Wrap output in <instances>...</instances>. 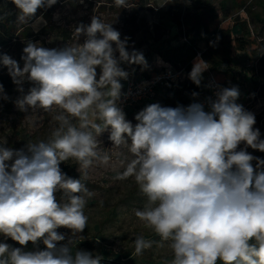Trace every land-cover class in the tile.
I'll list each match as a JSON object with an SVG mask.
<instances>
[{
    "label": "clouds",
    "instance_id": "1",
    "mask_svg": "<svg viewBox=\"0 0 264 264\" xmlns=\"http://www.w3.org/2000/svg\"><path fill=\"white\" fill-rule=\"evenodd\" d=\"M11 2L19 10L17 22L27 24L42 21L38 9L58 0ZM114 3L127 8V0ZM75 35L84 41L62 48L29 41L22 68L0 54V65L22 93L15 101L20 111L59 109L58 127L47 141L28 142L18 150L0 142V236L20 245L0 242V264H101L98 254L73 252V239L88 225L84 209L92 193L60 165L73 159L86 175L95 162L108 164L110 156L98 140L106 131L112 145L128 153L115 179L134 177L146 197L134 214L169 242L171 264H264V159L246 148L237 150L244 142L264 152V139L253 127L254 114L236 102L239 88L217 91L215 100L209 98V111L198 102L175 108L150 104L133 125L117 103L120 81L129 75L121 64L147 67L143 53L128 51L129 38L122 40L97 16L79 24ZM207 65L199 58L193 64L189 78L197 86ZM25 81L33 86L23 94ZM61 192L63 202L56 196ZM61 227L71 231L65 243L66 236L57 231ZM29 242L33 250H25ZM133 243L136 255H142L157 242L138 235Z\"/></svg>",
    "mask_w": 264,
    "mask_h": 264
},
{
    "label": "rangeland",
    "instance_id": "2",
    "mask_svg": "<svg viewBox=\"0 0 264 264\" xmlns=\"http://www.w3.org/2000/svg\"><path fill=\"white\" fill-rule=\"evenodd\" d=\"M167 1L135 2L129 0L127 8H121L115 5L114 0H58L50 8L38 9L36 15L42 16L43 20L38 23L34 20L28 30L27 24L17 22L19 10L16 6L14 4L9 6L7 0H0V25H2L3 17L10 14L12 28L7 34L13 35V38H9L4 32L7 46L0 48V54L9 55L22 68L23 49L29 41L49 49L82 43L85 37L81 36L78 41L75 28L81 23L90 24L92 16H97L104 23L112 24V27L120 32L122 40L125 37L129 38L128 51L135 49L142 52L147 66L155 65L161 70L166 65V61L158 55V45L169 43L173 46H182L187 42L184 35L179 33V29L172 25L165 16H162L161 9ZM206 1V9L213 10L210 19L213 28H218L222 21L233 20L243 14L248 29L254 35H258L261 44L258 51L260 55H264V0H236V3L231 0ZM176 32L179 35H176ZM30 33H32L30 38L24 37ZM173 34L176 35L174 38ZM197 47L199 50H204L205 41L199 40ZM128 65L126 64V68ZM231 68L239 75L237 87L240 96L236 102L241 104L246 111L254 114L256 123L253 127L259 129L260 138L264 139V58L252 61L247 52H240L233 59ZM99 72L100 69L97 68L98 76ZM3 73L9 80L8 82L0 80V83L5 84L3 93H0V142L7 141L6 147L18 150L24 148L28 142L47 141L58 127L54 116L58 114L59 109L54 108L51 112H44L42 109L20 111L15 101L22 93L17 90V85L13 83L7 68L0 65V78ZM210 74L214 73H207L203 78L204 83ZM32 86L30 82L25 81L23 94H26ZM205 86L204 84V89ZM4 95L7 99L3 98ZM144 108L128 110L132 112L126 116V119L135 125L137 123L136 114ZM95 122L100 123L98 120ZM73 123L77 121L73 120ZM109 134L106 131L98 137L102 153L107 152L110 156L108 164L95 162L87 170L86 175L79 172V164L73 159L62 162L60 165L64 173L69 177L81 179L92 193L91 197L87 198V205L84 209L88 217L87 228L73 239L72 246L101 257L103 251H108L111 253L110 259L121 257L122 264H143L145 262L171 264L173 253L168 246L169 242L161 241V238L148 229L144 222L134 214L135 209H142L146 203V197L140 192L134 177L125 180L115 179L118 172L124 171V165L121 162L128 157V153L127 149L114 147L109 140ZM245 148L249 154L264 159V152L246 147L244 142L238 146L237 150ZM255 163V161L252 162L254 167ZM56 196L60 202L65 199L62 192L57 193ZM57 231L66 236V240L61 243L67 242L71 231L64 227ZM138 235H143L146 239L157 243L144 250L142 255H136L133 241ZM0 242H6L12 247H20L17 242L10 238L5 240L3 236H0ZM38 247L41 250L45 247L42 241Z\"/></svg>",
    "mask_w": 264,
    "mask_h": 264
},
{
    "label": "trees",
    "instance_id": "3",
    "mask_svg": "<svg viewBox=\"0 0 264 264\" xmlns=\"http://www.w3.org/2000/svg\"><path fill=\"white\" fill-rule=\"evenodd\" d=\"M131 1L142 2V0ZM231 1L236 3V0ZM7 2L9 6L13 4L11 0H7ZM206 5V0H168L161 9L162 16H165L172 25L176 26V28L179 29V33L183 34L187 39V42L182 46H173L167 43L160 44L157 47L158 55L166 61L164 67L172 66L175 68H183L186 72V79L182 82L174 84L170 88L159 90L156 102L161 103L162 107H187L191 103L198 102L204 90L205 80L203 78L209 72L214 73L215 78L223 87H237L239 75L232 70L231 66L233 59L237 57V54L240 52H247L251 56L252 61L264 58V55H260V51H258V47L261 45L260 39L258 35H254L253 32L248 29L246 18L243 17V14L233 20L222 21L218 28H213L210 21L213 10L206 9ZM38 16L39 15H36V17ZM49 20L50 19H48V21ZM11 21L12 17L10 14L3 17L2 25H0V48L7 46L4 32L7 34L8 30L12 28ZM32 22L33 21L27 23V28L29 27L28 30H30ZM179 33L176 32V35H179ZM7 35L9 38H13V35ZM176 35L173 34V38ZM31 36L32 33L24 35L26 38H30ZM201 39H203L206 44L204 50H199L197 47V43ZM197 58L208 64L207 70L202 74V80L199 86L194 84L189 78V73ZM121 67L125 71H130L131 73L140 71L142 76L147 78L157 75L160 71L155 65L144 67L131 64L126 68V64L122 63ZM0 80L8 82L9 79L6 74L3 73ZM2 85L5 87V84ZM194 92L198 93V96L193 97L192 93ZM131 112L132 111H127L126 116ZM75 247L74 245L72 246L73 252L76 250ZM33 249V244L28 243L26 250ZM110 255V252L103 251L101 264H122L120 262L121 257L117 256L110 259ZM143 264L149 263L145 262ZM218 264H222V262L218 261Z\"/></svg>",
    "mask_w": 264,
    "mask_h": 264
},
{
    "label": "built area",
    "instance_id": "4",
    "mask_svg": "<svg viewBox=\"0 0 264 264\" xmlns=\"http://www.w3.org/2000/svg\"><path fill=\"white\" fill-rule=\"evenodd\" d=\"M128 73V78L120 81L122 84L121 97L117 102L125 114L128 110H139L155 103L160 89L170 88L186 79V72L183 68L172 66L162 68L157 75L150 78L142 76L140 71ZM205 85L198 103H202L204 109L209 111V98L215 100L216 92L224 87L217 81L214 74H210Z\"/></svg>",
    "mask_w": 264,
    "mask_h": 264
}]
</instances>
